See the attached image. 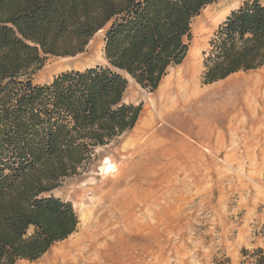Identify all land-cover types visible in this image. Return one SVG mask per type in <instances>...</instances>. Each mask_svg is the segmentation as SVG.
Instances as JSON below:
<instances>
[{
    "label": "trees",
    "instance_id": "trees-1",
    "mask_svg": "<svg viewBox=\"0 0 264 264\" xmlns=\"http://www.w3.org/2000/svg\"><path fill=\"white\" fill-rule=\"evenodd\" d=\"M219 1L0 0V264L35 262L76 232L72 204L52 192L136 127L130 79L155 92L187 58L193 21ZM100 32L105 65L34 83L48 57L82 54ZM204 57L202 85L263 68L264 4L232 10Z\"/></svg>",
    "mask_w": 264,
    "mask_h": 264
},
{
    "label": "rangeland",
    "instance_id": "rangeland-1",
    "mask_svg": "<svg viewBox=\"0 0 264 264\" xmlns=\"http://www.w3.org/2000/svg\"><path fill=\"white\" fill-rule=\"evenodd\" d=\"M244 1L220 0L205 9L193 21L187 58L169 75H182L194 63L193 79L201 88L204 54L228 14ZM105 64L100 32L82 54L48 57L34 83L44 85L63 72ZM161 88L150 92L130 79L125 101L142 105L136 127L98 149L84 171L52 192L72 204L79 218L76 232L41 259L17 264H263L258 250H264V67L234 74L207 92L215 96L214 113L233 120L251 116L246 131L263 143V165L203 163L204 156L212 155L193 131L196 115L202 116L200 104L194 98L186 108L185 99L169 98ZM185 111L187 126L178 119ZM250 181L263 182V207L261 203L247 212L257 189L241 198L236 185ZM94 207L99 212L89 228L101 230L97 252L87 242L79 248L67 246L83 236V214ZM55 250L64 255L57 257Z\"/></svg>",
    "mask_w": 264,
    "mask_h": 264
},
{
    "label": "crops",
    "instance_id": "crops-1",
    "mask_svg": "<svg viewBox=\"0 0 264 264\" xmlns=\"http://www.w3.org/2000/svg\"><path fill=\"white\" fill-rule=\"evenodd\" d=\"M176 75L178 74H168L162 80L158 90L162 87L161 85H164L162 94L169 98L179 96L181 99H185L184 106L186 108L188 107V102L190 100L193 101L194 98L200 104L202 116L196 115V129L193 131L198 136L201 135L203 137L202 147H209L212 155L211 157L204 156L203 159L205 160H203V163L206 162L213 165H263V143L259 144L257 142L259 137H251L249 131H246L247 125L252 121L251 116L239 115L233 120L227 115L221 116L216 112L214 113L215 96L213 94L207 95V92L212 90L217 83L201 85V88H199L200 86H196L193 79L195 76L194 71L191 74L184 72L180 77H176ZM190 81L192 85H190ZM186 113L187 111L184 114L181 113L180 116L178 115V119L185 126H187L186 123L189 121V116ZM242 130L244 131L242 132ZM236 188L241 198L245 196L247 191L251 192L252 189H257L258 194H251L248 203L250 208L247 209V212L256 210L261 203L263 207V182L250 181L249 184L236 185ZM240 204H242V200Z\"/></svg>",
    "mask_w": 264,
    "mask_h": 264
},
{
    "label": "bare ground",
    "instance_id": "bare-ground-1",
    "mask_svg": "<svg viewBox=\"0 0 264 264\" xmlns=\"http://www.w3.org/2000/svg\"><path fill=\"white\" fill-rule=\"evenodd\" d=\"M195 67H196V64H191L190 66H189V68H188V70L186 71L187 72V74H191L192 73V71H194V70H192V69H195ZM181 76V74H179V75H176V77H180ZM188 76V75H187ZM175 77V78H176ZM177 79V78H176ZM161 90H164V86L161 88ZM262 111V110H261ZM260 115V114H259ZM155 137V136H154ZM160 154V153H159ZM161 157H163V156H161ZM148 162H149V160H148ZM164 165V164H163ZM140 175V173L138 174V176ZM142 175V174H141ZM146 177H147V175H146ZM146 179V178H145ZM146 180H149V179H146ZM138 184V183H137ZM140 186V185H139ZM142 189V188H141ZM133 190V189H132ZM141 191V190H140ZM135 194V193H134ZM131 195V194H130ZM139 195V194H138ZM127 200V199H126ZM130 201H133V200H130ZM147 201V200H146ZM121 203H123V202H121ZM129 202H126V203H124V204H128ZM146 203V202H145ZM143 204V203H142ZM137 205V204H136ZM132 206L133 207H135V204H132ZM96 207H98V206H96ZM134 210H136V209H134ZM133 211V210H132ZM99 212V209L98 208H95L94 207V209L92 210V212H86V213H84L83 214V224H84V234H83V236L81 237V238H78V240L76 241V242H71V244L70 243H67L66 245L67 246H70V247H74V248H79L80 246H78L81 242L83 243V242H87V243H89V249L91 250V251H93V253H95V252H97V249H96V244L98 243V241L101 239V237H100V235L98 236L97 235V233L98 232H100L101 230L100 229H98V228H96V229H94V230H91L90 228H89V225L92 223V222H94V215L96 214L97 215V213ZM136 214H137V212H136ZM96 224V223H95ZM98 226H100V225H98ZM94 227V226H93ZM106 234V233H105ZM64 247H66V246H64ZM64 247H62L61 246V249H64ZM85 248V247H84ZM85 250V249H84ZM55 255L57 256V257H60V256H62V255H64V252L63 251H57V250H55ZM87 252V251H86ZM101 252V251H100ZM99 254V253H98ZM97 254V255H98ZM97 262V261H96ZM96 262H95V264H96ZM54 263V262H53ZM61 264V263H60ZM101 264V263H100Z\"/></svg>",
    "mask_w": 264,
    "mask_h": 264
}]
</instances>
